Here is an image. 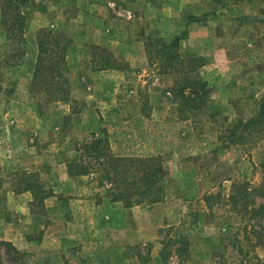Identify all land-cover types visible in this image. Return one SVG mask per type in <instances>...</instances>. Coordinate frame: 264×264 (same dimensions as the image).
<instances>
[{
    "label": "rangeland",
    "instance_id": "obj_1",
    "mask_svg": "<svg viewBox=\"0 0 264 264\" xmlns=\"http://www.w3.org/2000/svg\"><path fill=\"white\" fill-rule=\"evenodd\" d=\"M26 11L28 53L21 64L0 66V240L25 251V264H63L65 256L76 264L264 260V237L257 242L255 233L264 217L252 215L264 205V0H31ZM42 28L67 38L72 100L31 90ZM176 35L183 56L204 57L190 74L205 85L201 106L179 103L173 75L149 63L146 42ZM15 44L0 13V63ZM107 54L122 69H99ZM127 74L135 82L121 90ZM139 92L149 97L150 124L188 122L192 139L164 151L165 199L125 207L93 174L71 176L68 163L126 123ZM112 147L119 150L113 140ZM26 174L54 192L38 213L31 191L8 210L7 194ZM13 255L0 244V264H19Z\"/></svg>",
    "mask_w": 264,
    "mask_h": 264
},
{
    "label": "trees",
    "instance_id": "obj_2",
    "mask_svg": "<svg viewBox=\"0 0 264 264\" xmlns=\"http://www.w3.org/2000/svg\"><path fill=\"white\" fill-rule=\"evenodd\" d=\"M30 2L31 0H0V13L7 37L16 42L12 52L5 57L0 66L6 63L21 64L28 53L26 9ZM115 32L116 30H111V38H115ZM181 38L182 36L176 35L170 40L161 37L148 40L146 42L148 60L158 71L173 75L175 79L173 91L179 103L201 106L207 99L205 85H194L190 81V74L204 64V57L183 56L179 50ZM37 42L39 51L31 90L46 92L52 100H72V85L68 77L67 38L61 33L42 28L38 33ZM100 61L99 69H122L121 63L109 54L101 55ZM126 79V82L121 84V90L132 87L131 84L135 82L129 79L128 74ZM121 98L122 94L119 91V103ZM132 108L133 112L126 123H116L112 134L104 132V138H95L82 149L78 161L68 163V172L71 176L93 174L99 185L105 188V196L111 201L122 202L125 207L142 203L152 204L165 199L170 171L165 163L164 151L188 143L192 139L188 122L173 124L155 121L150 124V100L149 97H143L142 92H139V99L133 103ZM261 108L264 109V100ZM187 119L188 116L183 117V120ZM112 140L119 150L113 149ZM32 176L26 174L16 183L13 190L31 191V211L38 213L45 200L54 192L51 188H46L37 177ZM259 193L264 196V187ZM247 195L249 197V194ZM101 198L102 195H99V200ZM253 209V216L264 217V205ZM4 211L5 198L0 193V216ZM255 233L258 239L256 241L259 242L264 237V228L261 232ZM0 244L13 251L15 261L25 264V251L17 248L11 241L0 240ZM63 264L76 263L65 256ZM253 264H264V260L259 259Z\"/></svg>",
    "mask_w": 264,
    "mask_h": 264
},
{
    "label": "crops",
    "instance_id": "obj_3",
    "mask_svg": "<svg viewBox=\"0 0 264 264\" xmlns=\"http://www.w3.org/2000/svg\"><path fill=\"white\" fill-rule=\"evenodd\" d=\"M30 47V49H31V53H36V48H35V46L34 47H32V46H29ZM113 70H117V69H113ZM115 72V71H114ZM17 99L18 98H13L12 100H16L17 101ZM14 102L12 101L11 103H9L10 105L11 104H13ZM13 106V105H12ZM17 127V126H16ZM18 128V127H17ZM13 129V128H12ZM12 129L10 130V131H12ZM2 132V129L0 128V133ZM13 133L14 132H11V134L13 135ZM27 133L28 132H17V135H19L20 136V138H22V137H26L27 136ZM32 133H37V134H40V135H42V133L43 132H32ZM73 134H75V135H81L83 132H72ZM2 136L3 135H1L0 136V138H2ZM0 146H1V144H0ZM41 149V148H40ZM40 151V150H39ZM76 152H78V151H76ZM40 154L41 155H36L37 157H36V162H37V164H39L38 165V167L37 168H40L41 167V164L43 163V160H42V153L40 152ZM75 158H76V156H75ZM72 160H76V159H72ZM69 161H71V160H69ZM22 197H25L24 199L28 202V200H30L31 199V193H28V191L27 192H25V193H22V194H16L15 193V191H13L12 193L11 192H8V194H7V203H8V210L9 211H13V207H12V202H13V200L14 201H21L23 198ZM263 255V254H262Z\"/></svg>",
    "mask_w": 264,
    "mask_h": 264
}]
</instances>
